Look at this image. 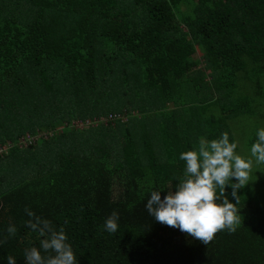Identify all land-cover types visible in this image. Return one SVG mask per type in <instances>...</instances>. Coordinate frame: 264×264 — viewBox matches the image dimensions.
<instances>
[{
  "label": "trees",
  "instance_id": "trees-1",
  "mask_svg": "<svg viewBox=\"0 0 264 264\" xmlns=\"http://www.w3.org/2000/svg\"><path fill=\"white\" fill-rule=\"evenodd\" d=\"M256 115L264 0H0V264L40 246L26 207L64 228L77 264H264V165L237 192L242 223L207 245L145 208L182 152L225 131L237 152L234 124Z\"/></svg>",
  "mask_w": 264,
  "mask_h": 264
},
{
  "label": "clouds",
  "instance_id": "clouds-1",
  "mask_svg": "<svg viewBox=\"0 0 264 264\" xmlns=\"http://www.w3.org/2000/svg\"><path fill=\"white\" fill-rule=\"evenodd\" d=\"M237 148L238 144L230 142L229 133L225 131L219 138L202 139L192 150L182 152L179 159L185 162L183 176L174 189L167 190L163 199V190L151 192L145 205L148 214L205 245L220 230L235 232L242 223L237 192L252 181L254 167L264 165V127L257 129L250 155L238 154ZM227 187L232 189L235 204L226 195ZM25 212L30 217L26 226L42 237L39 248L32 246L24 250L25 264H77L64 228L57 230L50 220L37 216L27 207ZM118 221L119 213L113 211L105 220V230L115 233ZM7 233L14 237L16 226L10 223ZM7 264H16L15 257L9 255Z\"/></svg>",
  "mask_w": 264,
  "mask_h": 264
},
{
  "label": "rangeland",
  "instance_id": "rangeland-1",
  "mask_svg": "<svg viewBox=\"0 0 264 264\" xmlns=\"http://www.w3.org/2000/svg\"><path fill=\"white\" fill-rule=\"evenodd\" d=\"M202 54V50L199 48L198 45H196V52L193 54L194 58H199L201 57ZM199 67H201V64L199 65ZM136 114V113H134ZM121 115V119L122 120H126L127 117ZM107 120V118L105 117H101V118H95L93 120L87 119L86 121H80V120H76L74 119L72 125H74V127H79V128H88L90 126H95L97 123H99L100 121L105 123ZM234 129H236L235 131H237V136L239 138H243L244 139V143L242 144V146H240V149L237 150V153L242 155V156H247L246 154L250 151L247 146H246V140L248 139V137L250 135L253 134V132L255 133L257 131V129L264 127V119L259 118L256 116L253 117H242L240 119H238V121H236V124H234ZM24 137V136H23ZM41 134L37 133L35 134L33 137L31 136H26L24 138L19 137L18 138V142L21 144H26L28 139H36L37 141L40 139ZM0 155H2V153L4 152L3 150H5L6 146L2 145L0 146ZM19 164V163H17ZM257 170V171H256ZM260 177V169L257 166L254 167V171H253V175H252V184H254V182H256V179Z\"/></svg>",
  "mask_w": 264,
  "mask_h": 264
}]
</instances>
